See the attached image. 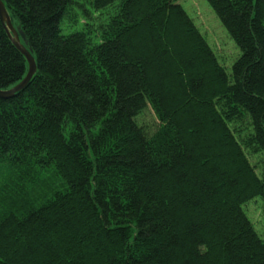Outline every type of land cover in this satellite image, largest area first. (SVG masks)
<instances>
[{
	"label": "trees",
	"instance_id": "trees-1",
	"mask_svg": "<svg viewBox=\"0 0 264 264\" xmlns=\"http://www.w3.org/2000/svg\"><path fill=\"white\" fill-rule=\"evenodd\" d=\"M1 1L38 72L0 99V264H264V0H206L230 71L181 0ZM27 72L0 20V90Z\"/></svg>",
	"mask_w": 264,
	"mask_h": 264
},
{
	"label": "rangeland",
	"instance_id": "rangeland-1",
	"mask_svg": "<svg viewBox=\"0 0 264 264\" xmlns=\"http://www.w3.org/2000/svg\"><path fill=\"white\" fill-rule=\"evenodd\" d=\"M81 5H84L87 8L90 7L85 2H81ZM180 5H182L187 13H189L190 17H192L196 26L213 49L221 65L230 71L232 65L240 56V50L211 6L206 0H181ZM68 12L65 14L61 25L62 31L65 35L76 30V25L71 26V20H66ZM80 23L81 25L84 23V20L81 17ZM81 27L79 29H81ZM141 122L150 127H153L158 123L155 115L150 110L143 115ZM46 178L50 179L51 175L46 176ZM244 210L254 223L258 234L264 238V206L261 198H257L256 200L247 203L244 206Z\"/></svg>",
	"mask_w": 264,
	"mask_h": 264
},
{
	"label": "water",
	"instance_id": "water-1",
	"mask_svg": "<svg viewBox=\"0 0 264 264\" xmlns=\"http://www.w3.org/2000/svg\"><path fill=\"white\" fill-rule=\"evenodd\" d=\"M0 20L7 33V36L19 51V53L25 58L28 64V73L19 84L8 90H0V99L9 100L20 95L25 89L28 88L32 79L37 75V62L32 53L27 49V38L20 28H15L11 17L7 11L5 4L0 0Z\"/></svg>",
	"mask_w": 264,
	"mask_h": 264
}]
</instances>
